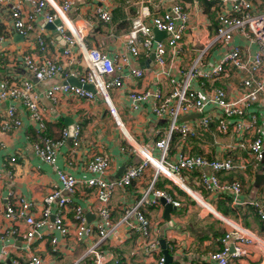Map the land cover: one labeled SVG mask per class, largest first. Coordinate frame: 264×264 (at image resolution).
Listing matches in <instances>:
<instances>
[{
	"label": "crops",
	"instance_id": "1",
	"mask_svg": "<svg viewBox=\"0 0 264 264\" xmlns=\"http://www.w3.org/2000/svg\"><path fill=\"white\" fill-rule=\"evenodd\" d=\"M54 1L59 2L60 0ZM179 1L188 12L189 19L180 45L181 55L170 63L171 73L174 76L180 75L178 70L186 71L195 50L202 46L206 37L212 35L216 9L215 2L209 3L208 11H205L201 0ZM168 2L169 0H110L108 6L111 18L108 23H103L94 17L90 0H73L67 15L71 25L80 30L86 47L97 46L108 55H114L124 49L123 35L128 31L131 19L143 10L150 14L161 13ZM252 2L255 6L253 12H264V0H252ZM19 7L22 13L29 11L28 6L23 2H20ZM34 28L35 35L41 34L46 42L43 51L37 50L35 35L25 39L12 29L8 8L0 5V36L3 37L0 43V88L8 82L18 81L17 79L30 80L38 96V105L44 110V128L37 131L21 103L12 101L15 107V117L20 124L7 132H0V172L3 174L0 181V208L6 203L4 199L6 190H11L30 201L32 203L31 213L34 217H38L42 208V198L52 189L59 188L54 167L39 160L31 149V143L38 139L39 134L57 138L61 127L69 128L73 124H78L80 133L77 146L71 147L70 139L66 138L57 152L55 166L73 175L80 182L88 177L86 170L88 158L93 154L102 153L109 159L106 178L119 176L126 167L139 163L140 159L133 147H145L154 157L158 156V150L154 148L153 142L165 132L168 125L166 118H155L151 114L148 104L138 111H131L126 100L127 90L158 88L162 94H166L171 90V86L166 80L155 77L150 71L152 66L150 56L146 59L140 56L132 63L131 68L145 69L143 77L127 76L120 89H109L108 91L111 102L117 109L120 126L114 123L102 99L97 95L91 100H85L72 94L58 93L56 101H51L45 97V89L51 84L73 78L71 73L83 72L85 65L76 50H72L73 64L67 65L69 57L61 54L60 47L57 50L52 48L53 46L48 43V40L55 35L51 24L38 18L34 23ZM233 37V42L240 47L242 55L253 54L256 49L253 41L238 35ZM163 39L164 36L156 40ZM228 49V47L224 49L218 46L212 48L208 53L209 60L203 67L217 62L224 50ZM24 55L34 57L35 60L49 55L54 62L63 65V74L37 82L22 63ZM167 60L169 61V57ZM126 68L123 69L124 72ZM238 72L236 68L230 66L228 73L213 83L208 81L200 83L196 80L193 88L201 89L204 94H208V90L213 85V87L225 90L229 99L235 98L243 92L240 83L242 75ZM177 80L181 81L182 76H178ZM7 106L8 101L6 100L0 103V120L5 119ZM193 115L179 116L178 123H189V126L195 129L183 137L177 134L172 136L167 159L172 160L179 153L197 154L210 159L230 158L234 163L241 165L239 169L236 167L230 171H219L214 174L221 181L236 179L240 182V199L243 204L235 207L242 211L248 222L247 227L263 236L257 229L254 219L256 214L247 204L248 201L254 199L264 205V176L261 174L263 161L256 163L246 149L245 143L258 135L264 137V99L260 97L259 101L250 105L247 116L250 118L253 115L254 123L245 128L240 137H237L230 129L226 133H219L214 121L207 129L198 128L196 127L198 115ZM12 155L16 159L10 163L9 157ZM7 169H10V176L4 174ZM208 172L206 170L207 174ZM180 176L185 185L182 187H188L192 195L160 174L155 175L154 168L147 166L138 180L132 181L129 186L117 189L113 193L109 202L110 216L113 221H117L124 210L135 203L141 192L153 180L155 189L169 193L180 204L178 207L171 205L166 214H164V206L159 201L155 206L144 209V215L150 221L151 232L165 242L169 255V263L166 264H206L207 253L220 246L219 238L226 228L218 214L235 220L232 216L223 215L217 209V207L226 208L227 202L221 201L229 196L224 192L212 193L207 190L199 180V173L196 170L183 171ZM62 194L66 192L62 191ZM76 204H79L85 211V219L88 223L93 225L97 222V202L94 198V190L78 184L76 191L70 196V202L64 214L68 238L60 236L54 230L43 228L41 238L32 241V250L43 259L44 263L71 264L85 248L97 240L96 235L86 237L79 242H74L70 238L73 227L72 208ZM8 226L17 227L19 233L9 236ZM23 230L24 224L20 221L8 222L0 219V248L4 250L3 259L7 260L3 264H11L13 260L20 262L25 256L22 249ZM54 236L57 237L58 249L51 252L49 238ZM139 241L136 231L125 225L119 226L117 234L101 242V248L108 254L105 264H147L151 262L152 256H147L138 250ZM159 252L162 254L161 247ZM243 252V255L234 259L231 264H264V258H261L256 251L252 252L251 247L244 246ZM114 259H117L116 263Z\"/></svg>",
	"mask_w": 264,
	"mask_h": 264
},
{
	"label": "built area",
	"instance_id": "2",
	"mask_svg": "<svg viewBox=\"0 0 264 264\" xmlns=\"http://www.w3.org/2000/svg\"><path fill=\"white\" fill-rule=\"evenodd\" d=\"M72 1L0 0V5L8 8L11 27L16 33L25 39L34 37V23L38 18H42L44 22L53 26L55 32L48 43L53 46L54 50L60 47L61 54L69 57L66 64H73L72 50H76L85 65L83 72L71 73L73 75L71 77L77 81L78 85L70 84L66 79L51 84L44 91L45 97L56 101V94L62 93L91 100L97 95L102 99L114 123L120 126L117 109L112 104L108 91L109 89H120L127 76L143 77L145 69L131 68V65L140 56L146 59L152 55L150 71L155 77L166 80L171 90L162 94L158 88L143 90L133 88L127 90L126 100L131 111H138L148 104L151 114L155 118H166L168 125L165 132L153 142L154 148L158 150L157 157H154L145 147L132 146L140 159L139 163L126 167L119 176L113 178H106L109 159L102 153L93 154L88 158L86 162L88 177L80 182L73 175L55 166L57 152L66 138L70 139L71 147L77 146L80 133L78 124H73L70 130L68 127H61L57 138L44 136L39 142H32L31 149L34 155L42 162L54 167L59 188L52 189L42 198V208L38 217H34L31 213L32 203L30 201L11 190H6L4 196L6 203L0 208V219L8 222L20 221L24 224L22 249L25 252V258L23 257L20 262L13 260L10 263L46 264L32 250V241L41 238L43 228L54 230L60 236L68 238L64 214L70 202V196L76 191L77 185L81 184L94 190L98 220L93 225L88 223L83 208L79 204L74 205L70 238L74 242H79L86 237L96 235L97 240L85 248L71 264H105L108 254L101 248V242L117 234V229L121 225L136 231L140 240L138 250L153 257V260L147 264H165V257L159 252V239L151 232L150 221L145 217L144 209L155 206L161 198L173 207H178L179 202L174 200L169 193L155 189L152 180L135 203L124 210L117 221H113L109 204L111 196L117 189L125 188L132 181L138 180L147 166H151L154 168L155 175L160 174L188 193H190L189 188L182 187L185 185L180 173L196 170L199 173V180L207 190L212 193L228 194L231 205L243 204L240 199V182L236 179L221 181L214 174L219 171H230L236 167L239 169L241 165L234 163L230 158L210 159L197 154L179 153L176 158L169 160L167 155L174 134L183 137L195 129L189 126V123H178L181 115L197 114L196 127L207 129L214 121L219 133H226L230 129L237 137L242 135L245 128L253 125V115L248 118L247 110L252 103L259 101L260 97L264 99V12H253L255 6L252 0H206L216 3L212 35L206 37L202 46L195 50L186 71H177L182 76V80L178 81L177 77L180 75L174 76L171 73L170 63L181 55L180 45L189 19L188 12L179 0H169L161 13L150 14L146 10L138 13L131 19L129 29L123 35L124 49L114 55H108L97 46L89 48L85 46L80 30L73 27L68 19L67 13ZM90 1L93 5L94 17L103 23H108L111 18L108 6L110 0ZM20 2L28 6L27 13H22L19 7ZM154 30L165 33L164 39L156 40ZM234 35L256 44L252 55H242L240 47L233 42ZM2 39L3 37L0 36V43ZM35 40L37 50L43 51L46 42L41 34L37 33ZM215 46L229 49L224 50L217 62L203 67L209 60L207 58L209 51ZM35 59L29 55L22 57L24 67L35 81H45L63 74V65L54 62L49 55ZM230 66L236 68L242 75L240 83L243 92L237 97L229 99L225 90L213 87V85L208 90V94H204L201 89L193 88L196 80L200 83L202 81L213 83L226 75ZM17 80L8 82L0 88V103L4 100L8 101L5 119L0 120V132H7L20 124L15 117V107L12 101L21 103L37 131H41L44 128V110L38 105V96L33 90V82L25 78ZM85 84L91 85L92 90L84 89L82 85ZM245 147L256 163L263 161L261 174L264 176V137L258 135L251 138L245 143ZM15 159V156H10V163H13ZM157 161L161 167H157L155 164ZM206 170L209 171L208 174ZM10 173V169H7L4 174L10 176ZM2 177L3 174L0 172V181ZM62 191L66 194H62ZM247 204L252 207L260 220H264V205L254 199L248 201ZM218 216L221 217L226 228L219 238L220 246L207 253L206 264H231L234 259L243 255L244 246L251 247L252 251H256L261 258H264V238L261 235L244 227L236 220L222 217L219 214ZM7 228L9 236L19 233L15 226ZM49 244L51 252H55L58 249L57 237H50ZM168 248L170 249V246ZM3 254V248H0V264L7 261L3 259ZM113 261L116 263L117 259Z\"/></svg>",
	"mask_w": 264,
	"mask_h": 264
},
{
	"label": "trees",
	"instance_id": "3",
	"mask_svg": "<svg viewBox=\"0 0 264 264\" xmlns=\"http://www.w3.org/2000/svg\"><path fill=\"white\" fill-rule=\"evenodd\" d=\"M203 2V6H204V10L205 11H208V4L211 3V2H208L206 0H201ZM44 137V135H41L39 134L38 135V139H36L35 142H39L42 138ZM229 198V197H228ZM226 197V199H224L223 203H225V201L227 202V205H226V208L222 209L220 207H217V209L225 216H232V218H234L236 221L240 222L241 225H243L244 227H247L248 226V222L246 221V218L245 216H243V213L242 211L238 208V207H235L234 205H231L230 204V199H228ZM220 208V209H219ZM252 208V207H251ZM250 210V209H249ZM252 212L253 209H252ZM251 212V214H252ZM253 215V214H252ZM254 219H255V222L257 224V229L260 233L263 234L264 236V220H260L256 215H254ZM257 219V220H256ZM249 228V227H247ZM255 231V230H254ZM257 232V231H255ZM259 234V233H258ZM260 235V234H259ZM262 236V237H263ZM264 238V237H263ZM219 246V245H218Z\"/></svg>",
	"mask_w": 264,
	"mask_h": 264
},
{
	"label": "water",
	"instance_id": "4",
	"mask_svg": "<svg viewBox=\"0 0 264 264\" xmlns=\"http://www.w3.org/2000/svg\"><path fill=\"white\" fill-rule=\"evenodd\" d=\"M153 33H154V36H155L156 39H158V38H160L162 36H165V33L160 32V31L154 30ZM150 59H152V55L150 56ZM67 82L70 83V84L78 85L77 81L74 78H70V79L68 78ZM82 87L84 89H87V90H92V87L89 84L82 85ZM193 116H196V115L194 114ZM70 129H71V127H69V130ZM159 202L164 206V209H165L164 214H166L167 211L170 209L171 204L168 203V202H165L162 198L159 199ZM159 245H160V247L162 249V255L165 257V264L169 263V255H168V251L166 249V245H165V242H164L163 239H159Z\"/></svg>",
	"mask_w": 264,
	"mask_h": 264
},
{
	"label": "bare ground",
	"instance_id": "5",
	"mask_svg": "<svg viewBox=\"0 0 264 264\" xmlns=\"http://www.w3.org/2000/svg\"><path fill=\"white\" fill-rule=\"evenodd\" d=\"M155 164L157 165V167H161V165L159 164V162H155ZM199 202H201L199 199H197Z\"/></svg>",
	"mask_w": 264,
	"mask_h": 264
},
{
	"label": "rangeland",
	"instance_id": "6",
	"mask_svg": "<svg viewBox=\"0 0 264 264\" xmlns=\"http://www.w3.org/2000/svg\"><path fill=\"white\" fill-rule=\"evenodd\" d=\"M205 210H206V209H205ZM205 210H204V211H205ZM225 227H226V226H225ZM252 252H254V251H252ZM254 253H255V252H254ZM258 255H259V253H258Z\"/></svg>",
	"mask_w": 264,
	"mask_h": 264
}]
</instances>
